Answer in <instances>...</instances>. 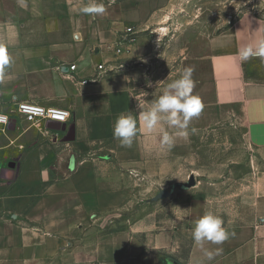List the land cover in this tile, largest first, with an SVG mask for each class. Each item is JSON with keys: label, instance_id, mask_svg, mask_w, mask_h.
Wrapping results in <instances>:
<instances>
[{"label": "crops", "instance_id": "0c3cea01", "mask_svg": "<svg viewBox=\"0 0 264 264\" xmlns=\"http://www.w3.org/2000/svg\"><path fill=\"white\" fill-rule=\"evenodd\" d=\"M183 2L103 0L105 12L89 15L81 12L89 0H0V41L12 57L0 67V115L16 125L8 132L0 125V160L14 158L18 168L3 167L0 178V264H169L164 256L174 264H264V172L250 180L236 221L224 223L229 238L219 245L201 248L192 239L195 221L211 211L202 190L177 201L187 227L178 222L154 231L151 213L115 225L126 217L123 187L134 184L141 161L170 148L161 145L163 132L174 135V146L192 129L190 121L185 130L166 123L148 130L141 112L153 96L133 87L143 77L139 69L145 85L160 86L153 82L154 66L164 59L157 36H168L173 12L186 9ZM260 39L264 17L243 13L183 48L177 63L181 73L194 68L195 86H211V105L236 110L248 143L264 154V58L242 61L238 54ZM23 102L69 112L66 130L31 126L17 113ZM129 111L137 134L127 147L113 128ZM98 144H110L111 154L100 157ZM103 161L113 168L108 176L99 174ZM217 248L222 251L209 260L206 252Z\"/></svg>", "mask_w": 264, "mask_h": 264}, {"label": "rangeland", "instance_id": "374dc122", "mask_svg": "<svg viewBox=\"0 0 264 264\" xmlns=\"http://www.w3.org/2000/svg\"><path fill=\"white\" fill-rule=\"evenodd\" d=\"M183 3L186 9L173 10L170 20L171 25L178 26H168L164 33L168 36H157L160 42L158 49L163 51L164 59L160 57V64L154 66L153 82L155 85L159 82L160 86L145 85V71L139 69L137 73L143 77L139 78V86H133L139 95H151L155 99L168 83L179 78L182 73L177 63L178 52L192 47L197 38H208L243 13L264 17V0H192L190 5L184 0ZM181 12L185 13L184 17L179 16ZM193 94L201 98L203 108L191 120L189 137L180 138L179 144L149 154L141 161V170L134 172V184L128 183L123 187L126 200L121 210L126 212V217L115 220L117 227L150 213L153 217L147 222L152 221L154 231L171 228L178 222L187 227L188 221L179 218L177 201L183 194L197 190L207 195V208L219 215L224 223L236 221L233 213L242 208L244 203L241 202L249 195L250 180L264 172V154L248 143L236 110L211 105V86H195ZM111 148L110 144H98L95 151L105 158L111 154ZM13 159L8 164L4 160L3 167L16 170L17 161ZM100 164L102 170L99 174L108 176L113 168L108 161ZM201 183L203 185L199 187ZM188 245L187 241L185 250ZM163 258L174 264L170 258Z\"/></svg>", "mask_w": 264, "mask_h": 264}, {"label": "clouds", "instance_id": "9594fccd", "mask_svg": "<svg viewBox=\"0 0 264 264\" xmlns=\"http://www.w3.org/2000/svg\"><path fill=\"white\" fill-rule=\"evenodd\" d=\"M81 12L89 15L103 14L105 12L103 0H89V3L81 8ZM8 47L5 42L0 41V67L11 64L12 57L8 53ZM238 54L242 61L254 56L264 58V39L245 46ZM193 73L194 68L186 67L179 78L168 83L162 94L153 99L152 106L141 112V118L148 130L155 129L161 123H166L169 128L185 130L192 118L200 113L203 103L199 96L193 94L195 88ZM148 86H152L150 81ZM136 134L137 118L133 112L121 113L116 118L113 128L114 138L121 146L130 147ZM180 134L186 135V132L182 131ZM174 139L173 134L164 131L160 142L162 146L171 147ZM191 235L194 243L201 248L206 243L219 245L229 238L223 219L212 211L205 212L195 221ZM221 251L222 249L217 248L214 252L207 251L206 255L211 260Z\"/></svg>", "mask_w": 264, "mask_h": 264}, {"label": "built area", "instance_id": "2783aa9c", "mask_svg": "<svg viewBox=\"0 0 264 264\" xmlns=\"http://www.w3.org/2000/svg\"><path fill=\"white\" fill-rule=\"evenodd\" d=\"M133 29L128 28L127 34H132ZM129 41H132L131 39ZM75 69V66L71 67ZM98 69H103V66H99ZM17 113L30 123L31 126L37 129H47V123L50 121L59 122L61 124H68L71 114L67 111L56 109L54 107L41 105L34 102H23L18 105ZM13 118L6 115H0V125L3 132L9 131V126L12 123ZM3 172V164L0 160V178Z\"/></svg>", "mask_w": 264, "mask_h": 264}, {"label": "water", "instance_id": "95a60500", "mask_svg": "<svg viewBox=\"0 0 264 264\" xmlns=\"http://www.w3.org/2000/svg\"><path fill=\"white\" fill-rule=\"evenodd\" d=\"M47 128H50V129H53V130L65 131L66 128H67V125L66 124H61L59 122L50 121V122L47 123ZM15 129H16L15 120H13L12 123L10 124V126H9V130H15ZM71 140H74V138H72ZM6 178L9 181H12L14 179V176H12L10 178L6 177ZM193 184H194V182H193Z\"/></svg>", "mask_w": 264, "mask_h": 264}]
</instances>
